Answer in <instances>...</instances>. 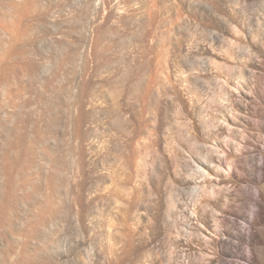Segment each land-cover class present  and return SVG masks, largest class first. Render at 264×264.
I'll return each mask as SVG.
<instances>
[{
	"label": "rangeland",
	"instance_id": "obj_1",
	"mask_svg": "<svg viewBox=\"0 0 264 264\" xmlns=\"http://www.w3.org/2000/svg\"><path fill=\"white\" fill-rule=\"evenodd\" d=\"M38 14L0 127V264H218L227 224L257 209L232 163L264 112V0H39ZM230 240L224 262L250 264Z\"/></svg>",
	"mask_w": 264,
	"mask_h": 264
},
{
	"label": "bare ground",
	"instance_id": "obj_2",
	"mask_svg": "<svg viewBox=\"0 0 264 264\" xmlns=\"http://www.w3.org/2000/svg\"><path fill=\"white\" fill-rule=\"evenodd\" d=\"M38 5H39V0H0V96L2 97L1 98L2 101L5 100V103H4L5 105H4V108H2V110H1L2 113L0 115V127L4 123L3 122L4 117L9 116L11 114V112L16 111V109L21 106L20 105V102H21L20 97L24 93L23 92L24 85L21 83L19 78L22 76V74H24L26 67L21 65L22 62L20 63V61L24 58L30 57L31 55L33 56L34 53H36L34 51V48H31V46H25V45L23 46L22 42L24 41V38L29 37V35H31L32 31L35 29V25L39 24L38 22L41 23V21L42 22L46 21L44 18L46 16L43 15L44 16L43 19H42V17L39 16ZM49 10H50V6L48 8V11ZM44 24H45V22H44ZM239 86L240 85L236 86L235 88L239 90L240 89ZM3 98H4V100H3ZM261 102H262L261 104L264 105V95H261ZM261 104H260V106H261ZM259 111H260V113L257 116L260 118V120L258 118L259 121L256 122V128H255L257 131V134H258V136L255 138L257 143H251L248 139H245L242 136L243 141L240 143L238 141L239 144L235 143L236 145H234L235 148H237V149L236 150L233 149V150L236 152L237 155H236V159L234 160V162L232 161L233 162L232 164L234 166L233 174H234V170H235L234 175L237 178L236 180H238L240 182L241 181L242 182L247 181L246 183H248L247 184V187L249 190L248 192H250V189L252 187L257 188V197L256 198H254L249 193L248 195L246 194L245 196L241 195V197L238 199H241L243 201L244 207H248L251 204L253 206H256L257 209L253 210L252 216L243 215V217H242V215L240 213L237 215L235 214V217L233 218L234 220L231 221L232 224L230 222L231 226L229 225V227H228V224H227V228H228L227 233L223 236L221 234V236L218 237V239H217V242L220 246V250L218 251L219 255H218V258L216 260L218 262V264H228L227 262L226 263L224 262L225 257L237 256L238 250L240 248L239 247L240 243H234L235 248H233V249L229 248V247L227 248V245L232 243L230 240L232 237H233V239L237 238L240 241L241 240L244 241V239L247 240L248 249H249L250 254H251L248 256V261L250 264H264V254H262V252H261L264 249V247H263L264 241L262 239V237L264 236L263 235L264 231H262V233H261L262 237L260 236V245H263L262 246L263 249H260L261 255L259 258L254 253V248H253V245H254L253 242H255V239L257 237L256 232L254 231L255 230V222H253V217H254V219L256 217L260 218V224L264 225V127L261 126V120L264 119V112L262 111V107H260ZM226 119H228V118H226ZM228 121H226V123ZM231 121H235V119L230 120L229 124H227V125L234 127V123L236 124V122L232 123ZM226 123H225V125H226ZM233 144H234V141H233ZM232 147H233V145H232ZM217 148L221 149L222 145L219 143ZM3 161H4V159H3ZM258 161H260V162H258ZM232 164L230 166H232ZM2 168L4 171H6V177L8 176L9 181H10V179H12V170L8 169L7 165H5V164H2ZM213 169L216 170L217 168H213ZM214 172L215 171H213L212 173H214ZM254 172L258 173V175H257V177L253 176L254 178H251L252 177L251 174H254ZM216 174H219V173L216 172ZM210 176L213 177L214 175L212 176V174L210 173ZM216 176H218V175H216ZM216 176H214V177H216ZM212 180L213 179L210 180L211 181L210 184H209V180H208V184H204V185H207L209 187L212 183H214V182H212ZM229 180H230V178H229ZM236 180H235V182H236ZM11 182L12 181H10V183ZM259 182H260V187L258 186ZM212 185L210 186L211 188L214 187V186L212 187ZM215 187H216V184H215ZM211 188L209 189V192L207 191L208 188H207V190L205 188V190L211 196H213V195L215 196V194L217 193L216 192L217 190L215 191V190H212ZM211 196L209 197V195H208L207 197L211 198ZM9 198L11 199L12 197L9 196ZM217 199H218V197H217ZM209 200L207 199L206 201L208 202ZM1 201H3V199ZM1 201H0V204L3 203ZM211 202L213 203L212 200H211ZM205 204H206V202H205ZM209 205H211V203ZM208 206L206 204L205 207H208ZM3 207H1V208H3ZM205 207H204V209H205ZM202 208H203V206H202ZM11 211L12 210H10L9 212H11ZM230 211L231 210H229V212ZM227 215H229V214H227ZM225 218H226V216H225ZM238 218H244V220L247 223H249V226H248L249 232L247 231L248 233L242 231L240 229V227L236 226V224H237L236 220H238ZM224 220H226V219H224ZM228 221H230V220H228ZM0 222H3V225H5V226L10 224V222L6 218V211H4V208L1 209V212H0ZM227 223H229V222H227ZM260 227H261V225H260ZM262 229L260 228V232ZM238 256H239V254H238ZM212 262H214V261H212Z\"/></svg>",
	"mask_w": 264,
	"mask_h": 264
}]
</instances>
